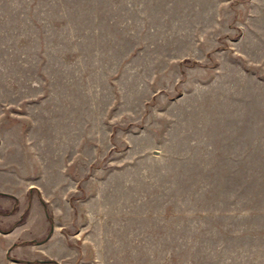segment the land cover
<instances>
[{
	"label": "rangeland",
	"instance_id": "1",
	"mask_svg": "<svg viewBox=\"0 0 264 264\" xmlns=\"http://www.w3.org/2000/svg\"><path fill=\"white\" fill-rule=\"evenodd\" d=\"M0 193V264H264V0H0Z\"/></svg>",
	"mask_w": 264,
	"mask_h": 264
},
{
	"label": "trees",
	"instance_id": "2",
	"mask_svg": "<svg viewBox=\"0 0 264 264\" xmlns=\"http://www.w3.org/2000/svg\"><path fill=\"white\" fill-rule=\"evenodd\" d=\"M32 191H36V189L35 188H33V187H30V189H29V193H31ZM0 194H2V193H0ZM40 196V195H39ZM12 198L15 200V197H13L12 196ZM29 198H30V194H29ZM41 200V203H42V205H43V208L45 209V213H46V217H47V220H49V222H50V226H51V223H52V221H51V218H50V215H49V213H48V209H47V204H46V202L44 201V200H42V198L40 199ZM27 208L25 209V211L22 213V215L20 216V218L16 221V223H21L22 221H23V219H24V217L26 216V214H27ZM50 233V231L48 232V234ZM48 234H47V236H48ZM47 236H45L44 238H42L41 240H39L40 242L41 241H44V239L45 238H47ZM33 240H30V241H25V243H29V242H32ZM37 240H34L33 242H36ZM32 242V243H33Z\"/></svg>",
	"mask_w": 264,
	"mask_h": 264
},
{
	"label": "flooded vegetation",
	"instance_id": "3",
	"mask_svg": "<svg viewBox=\"0 0 264 264\" xmlns=\"http://www.w3.org/2000/svg\"><path fill=\"white\" fill-rule=\"evenodd\" d=\"M33 187V186H32ZM33 188H35V187H33ZM36 189V188H35ZM36 192H38V191H36Z\"/></svg>",
	"mask_w": 264,
	"mask_h": 264
}]
</instances>
